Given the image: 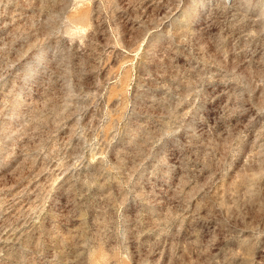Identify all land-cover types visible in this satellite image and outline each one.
Instances as JSON below:
<instances>
[{"label": "rangeland", "instance_id": "1", "mask_svg": "<svg viewBox=\"0 0 264 264\" xmlns=\"http://www.w3.org/2000/svg\"><path fill=\"white\" fill-rule=\"evenodd\" d=\"M0 264H264V0H0Z\"/></svg>", "mask_w": 264, "mask_h": 264}]
</instances>
